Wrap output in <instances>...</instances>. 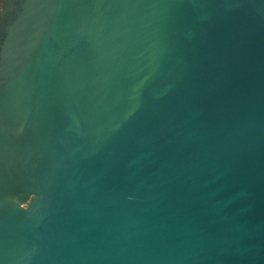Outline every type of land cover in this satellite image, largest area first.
<instances>
[{"label":"water","instance_id":"1","mask_svg":"<svg viewBox=\"0 0 264 264\" xmlns=\"http://www.w3.org/2000/svg\"><path fill=\"white\" fill-rule=\"evenodd\" d=\"M0 264H264V0H0Z\"/></svg>","mask_w":264,"mask_h":264}]
</instances>
